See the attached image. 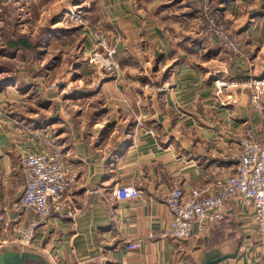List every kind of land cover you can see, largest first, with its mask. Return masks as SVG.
Listing matches in <instances>:
<instances>
[{
  "label": "crops",
  "instance_id": "obj_1",
  "mask_svg": "<svg viewBox=\"0 0 264 264\" xmlns=\"http://www.w3.org/2000/svg\"><path fill=\"white\" fill-rule=\"evenodd\" d=\"M80 2L85 21L117 47L118 70L84 64L93 45L81 24L71 41L81 35L82 46L66 47L72 85L89 88V96L53 93L46 103L60 109L61 124L50 122L51 114L39 119L42 109L27 111L18 101L0 107V237L3 216L13 217L23 192L24 152L59 148L77 178L67 195L85 208L74 222L52 217L39 226V252L0 247V264H264L253 210L237 199L223 208L210 236L186 242L159 237L170 215L157 200L173 185L188 191L226 179L236 169L239 139L246 131L261 136L247 82L264 77V0H213L219 21L241 42L244 61L203 37L200 0ZM216 81L224 84L220 92ZM25 215L27 223L32 215ZM10 228L8 222V239ZM129 242L139 247L126 249Z\"/></svg>",
  "mask_w": 264,
  "mask_h": 264
},
{
  "label": "built area",
  "instance_id": "obj_2",
  "mask_svg": "<svg viewBox=\"0 0 264 264\" xmlns=\"http://www.w3.org/2000/svg\"><path fill=\"white\" fill-rule=\"evenodd\" d=\"M69 17L75 24L87 25L84 15L80 16L71 9ZM197 25L208 42L217 41L223 46L226 55L245 59L240 41L220 23L213 0H200ZM86 28L93 45L88 63L106 71L118 70L117 47L108 44L103 32L89 26ZM247 83L252 89L250 103L260 115L261 136L257 138L255 133L246 131L239 139L236 169L226 179H215L188 191L173 185L158 197L170 215L168 223L158 232L160 238L182 242L193 237L207 238L223 220V208L234 199L243 207L252 208L253 226L264 238V77ZM60 86L61 83H55L53 87L58 89ZM216 86L220 92L224 84ZM19 165L24 173L23 192L14 204L13 217L7 212L3 216L7 223L1 232L0 247L14 243L28 251L39 252L36 229L47 225L52 217L74 222L85 206L75 203L67 195L77 183L76 173L68 167L56 146H51L49 152H24L20 155ZM25 214L32 215L27 218L29 223L22 221V217L27 216ZM8 222L11 224V239L5 237ZM136 247L139 242L125 245L126 249ZM47 256L50 261L58 260L56 255ZM100 258L104 259V256ZM84 263L76 260V264Z\"/></svg>",
  "mask_w": 264,
  "mask_h": 264
},
{
  "label": "rangeland",
  "instance_id": "obj_3",
  "mask_svg": "<svg viewBox=\"0 0 264 264\" xmlns=\"http://www.w3.org/2000/svg\"><path fill=\"white\" fill-rule=\"evenodd\" d=\"M80 1L82 0H21L20 3L14 2L11 4V1L8 3L5 0H0V34L4 32L7 35L9 34L10 37H15L16 35L29 37L33 42L38 39L40 32H43L44 25L50 22V19L57 17H61L62 22L55 24L53 28H59L61 26H70L69 28L81 26V24H75L69 17L70 9L80 16L84 15L82 13V7L79 6L81 4ZM86 22V26L91 27L90 23L88 21ZM79 36L78 40H73V42H71V39L68 40V38L57 40L54 36L50 37L48 43L38 49L41 52V56L37 54V49L35 48L32 51H12V54L0 55V65L5 69H10L7 76H15V81H17L14 87L11 85L0 87V107L7 109L10 105L16 104L15 102L18 101L20 103L19 107L25 108L27 111L32 112L36 109H42L38 113L39 119L43 118L45 120L51 114L53 117L50 119L51 121L48 120L50 122L57 121L61 124V118L59 117L60 109L56 105H48L46 100L49 97L51 98L53 93L60 97L66 96L67 94H71L70 96L78 95L84 98L89 96V88H77L72 85V79L76 75L72 74L73 71L71 68L73 65L70 62L73 61V56L68 53L66 45L70 41L75 48L82 46V37L81 35ZM241 47L243 48L242 44ZM3 48L4 42L0 39V49ZM3 50L6 52L5 48ZM98 53L102 54L101 52ZM73 54L75 55L74 51ZM58 55L60 59L56 60L54 64L53 58ZM90 55L84 60V64H89L88 60ZM230 57L237 58L240 61L245 60L233 55ZM93 66L99 68L97 65ZM55 83H61V86L55 89L53 87ZM69 84L70 86H68ZM8 90L14 92L7 93ZM82 102H84L82 104V110H85L87 101ZM63 110H65V106ZM14 112L18 111L14 110Z\"/></svg>",
  "mask_w": 264,
  "mask_h": 264
},
{
  "label": "trees",
  "instance_id": "obj_4",
  "mask_svg": "<svg viewBox=\"0 0 264 264\" xmlns=\"http://www.w3.org/2000/svg\"><path fill=\"white\" fill-rule=\"evenodd\" d=\"M20 1L21 0H12L11 4L14 2L20 3ZM61 22H62L61 17L50 19V22H47L44 25V30L43 32H40L38 39H36L33 42L29 39V37H20L18 35H16L15 37H10L9 34L7 35L3 32L2 34H0V39H2L4 42V48L6 52L3 50L4 48L0 49V55L4 56L6 54H12L13 53L12 51L15 52L32 51L35 48L37 49L36 50L37 54L41 56V52L38 49L45 46V44L48 43L50 37L54 36L55 39L57 40H63L65 38L71 39V35H74L79 28V26L77 27L71 26L73 28H69L70 26H61L59 28H53L55 24ZM53 59L55 64L56 60H59L60 57L59 55L54 56ZM8 71H10L9 68L5 69L2 65H0V87L8 86V85H11L13 87L16 86L17 81H15L16 80L15 76H7ZM219 224L217 225L216 229H218ZM216 229L211 230L210 235Z\"/></svg>",
  "mask_w": 264,
  "mask_h": 264
},
{
  "label": "bare ground",
  "instance_id": "obj_5",
  "mask_svg": "<svg viewBox=\"0 0 264 264\" xmlns=\"http://www.w3.org/2000/svg\"><path fill=\"white\" fill-rule=\"evenodd\" d=\"M216 82H218V83H216V84H220L219 81H216Z\"/></svg>",
  "mask_w": 264,
  "mask_h": 264
}]
</instances>
